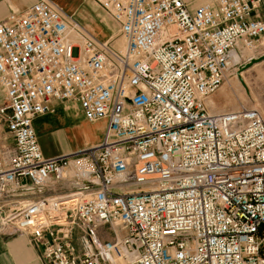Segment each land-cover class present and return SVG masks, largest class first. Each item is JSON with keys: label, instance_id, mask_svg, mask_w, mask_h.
Instances as JSON below:
<instances>
[{"label": "built area", "instance_id": "obj_1", "mask_svg": "<svg viewBox=\"0 0 264 264\" xmlns=\"http://www.w3.org/2000/svg\"><path fill=\"white\" fill-rule=\"evenodd\" d=\"M92 1L104 41L45 0L0 22V237L46 264H264V120L206 106L264 39L259 1ZM55 104L99 144L44 158Z\"/></svg>", "mask_w": 264, "mask_h": 264}, {"label": "crops", "instance_id": "obj_2", "mask_svg": "<svg viewBox=\"0 0 264 264\" xmlns=\"http://www.w3.org/2000/svg\"><path fill=\"white\" fill-rule=\"evenodd\" d=\"M38 0H0V22L10 14L24 12ZM57 7L63 14L71 16L81 27L97 39L104 40L105 34L97 29L98 19L96 10L84 0H47ZM185 2L192 0H183ZM257 8L251 13V20H264V0H258ZM206 0H196L191 6L203 5ZM97 24V27L94 24ZM262 40V39H261ZM259 41L254 57L264 56V47ZM252 56V57H253ZM259 59V58H258ZM263 105H261V109ZM53 112L36 119L33 127L37 136L38 145L44 158L66 155L84 149V137L87 124L81 117L74 104H55ZM85 123V124H84ZM101 123V122H99ZM95 134L91 130V137L95 141L101 140L104 132ZM94 125V124H87ZM91 126V127H92ZM99 139V140H98ZM0 264H46L41 258V250L29 244L22 236L13 238L0 237Z\"/></svg>", "mask_w": 264, "mask_h": 264}, {"label": "rangeland", "instance_id": "obj_3", "mask_svg": "<svg viewBox=\"0 0 264 264\" xmlns=\"http://www.w3.org/2000/svg\"><path fill=\"white\" fill-rule=\"evenodd\" d=\"M86 1L96 10L100 22H98V27L96 23L94 25L97 29L104 32V40H106L108 36L113 35V26L99 11L92 0ZM195 1L196 0L183 2L188 8H193L191 5ZM82 27L84 28V26ZM99 40L104 41L102 39ZM261 45L264 47V39L261 40ZM227 76V80L223 86L206 101L208 109L213 112L220 110L231 112L235 111L240 106H244L248 109L257 110L264 120V56L261 58L251 57V60L243 67L235 70L233 74L229 72ZM261 105H263V109H261ZM85 125L87 128H91L92 126ZM100 128H102V126L97 127L93 133L95 134L97 131L101 132L102 129ZM94 142L97 141L94 140Z\"/></svg>", "mask_w": 264, "mask_h": 264}, {"label": "bare ground", "instance_id": "obj_4", "mask_svg": "<svg viewBox=\"0 0 264 264\" xmlns=\"http://www.w3.org/2000/svg\"><path fill=\"white\" fill-rule=\"evenodd\" d=\"M45 1H47V0H45ZM207 2H208V0H206ZM48 3H49V1H47ZM52 4V3H51ZM205 4H207V3H205ZM53 5V4H52ZM204 5V4H203ZM54 6V5H53ZM55 9L57 10V11H60L57 7H55ZM61 12V11H60ZM62 13V12H61ZM63 14V13H62ZM63 15H65V14H63ZM65 16H67V15H65ZM71 17V16H70ZM83 28V27H82ZM84 29V28H83ZM85 30V29H84ZM86 31V30H85ZM87 32V31H86ZM90 33V32H89ZM88 33V34H89ZM91 35V34H90ZM92 37H94L93 35H91ZM94 38H96V37H94ZM211 111V110H210ZM211 113H213V114H218V113H225V111H223V110H220V111H215V112H213V111H211ZM99 126H102L101 125V123H96V124H94L91 128H84V129H86V135H85V137H84V143H83V148H90V147H94V146H97L98 144H99V141L98 142H94V140L92 139V137H91V130H95L97 127H99ZM103 128V127H102ZM102 128H100V129H102Z\"/></svg>", "mask_w": 264, "mask_h": 264}]
</instances>
